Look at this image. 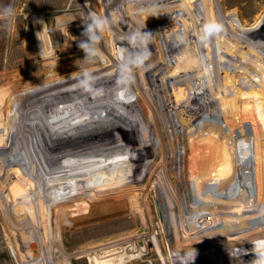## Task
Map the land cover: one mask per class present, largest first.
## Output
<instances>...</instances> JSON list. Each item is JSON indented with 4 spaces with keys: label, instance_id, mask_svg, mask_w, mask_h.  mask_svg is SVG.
<instances>
[{
    "label": "bare ground",
    "instance_id": "6f19581e",
    "mask_svg": "<svg viewBox=\"0 0 264 264\" xmlns=\"http://www.w3.org/2000/svg\"><path fill=\"white\" fill-rule=\"evenodd\" d=\"M48 1L49 6L30 5L36 10L24 13L25 24H13L10 28L12 40L22 44L26 55L17 66L11 64L13 54L8 55L0 93V105L4 108L0 118V173L4 175L0 180L4 189L1 203L6 216L23 223L20 228L25 231L24 239L34 238V245L39 246L40 222L46 228L45 238L49 239L54 228L51 222L60 221V205L69 194L94 195L113 187L128 188V184L156 183L160 184V196L165 190L171 192L172 218L178 220L174 239L178 246L174 248L172 264L264 260V235L260 234L264 226L258 221L261 214H251L259 204L250 187L244 185L235 194L225 187L214 198L209 193L217 188L208 185L212 169L226 177L222 160L228 149L223 146V137L227 141L234 139L231 143L242 139L241 103L247 107L248 137L261 146L252 152L255 156L264 152V87L258 90L251 82L249 87L239 90L243 80L238 73L219 74L224 72L222 63L231 61L218 49L237 55L242 52V38L257 41L256 45L264 48V30L243 26L241 0H223L226 7L222 0H195L202 3L197 4V10L193 2L180 4L182 0ZM250 1L247 10L250 20L255 21L262 15L260 4L264 0ZM227 7L238 9L234 14H223ZM188 20L195 32H179L178 27H187ZM160 23L164 25L162 30ZM166 30L170 34L167 42V33H162ZM244 60L240 62L243 64ZM253 60H247V69L244 66L242 71L249 75L264 73L259 62ZM173 61L177 65L164 83L163 72ZM122 70L126 78L119 86L116 76ZM195 84L201 88L199 92L193 88ZM168 92L174 98L167 104L163 93ZM205 92L211 101L201 94ZM222 101L231 109L222 114L220 121L215 118L211 122L217 129L223 123L222 135L210 136L209 143L196 135L189 141L188 147L193 151L187 152L189 163L181 167L180 175L189 194L185 203L177 187L176 169L172 168L174 155L166 150L168 146L162 148L160 158L166 164L157 163L159 153L155 144L161 140L152 135L150 127L161 133L158 105L201 106L209 112L212 105H221ZM144 105L152 111L148 117ZM188 107L189 113L182 116L184 120H198L197 110L193 113ZM139 114L143 115V139L135 137ZM144 146L151 148L150 156L155 161L141 158L142 164H135L132 157H147L139 152ZM257 161L256 176L262 192L264 157ZM235 172L231 167L227 176L235 178ZM203 185L208 187L191 189ZM35 197L39 198L40 211ZM140 197L128 194L132 203H138ZM10 203L15 206L14 213ZM231 212L249 213L243 218L247 222L238 225L236 219L224 216ZM222 221L228 226H213ZM194 223L199 226L193 227ZM129 258L123 255L98 264H117Z\"/></svg>",
    "mask_w": 264,
    "mask_h": 264
},
{
    "label": "rangeland",
    "instance_id": "374dc122",
    "mask_svg": "<svg viewBox=\"0 0 264 264\" xmlns=\"http://www.w3.org/2000/svg\"><path fill=\"white\" fill-rule=\"evenodd\" d=\"M47 1L48 0H0V82L2 80L0 85V93L4 85L3 77L6 75L5 70L8 66V55L10 56V54H13L11 56L12 66H17L15 64H17L20 59H24V55H26V51H24L22 44L16 40L14 41V39L12 40L10 28L13 24H25L24 13L36 10L35 6L31 7L30 5L36 4L39 6H49L47 5ZM184 1L188 4H192L193 2L195 6H192L196 10L198 9L197 4H202L200 2L202 0H182L180 4H182ZM250 3V0L240 1L241 5L239 7V11L241 12V18L245 20L243 21V26L253 28L258 26L259 29L264 30V23L262 22V18H264V1L260 4V9L263 11L262 15L260 18H258V20L255 21L250 20L249 18L250 13L247 9H249ZM226 4L227 3L222 0V5L226 7ZM225 9L226 12H223V14L229 12L234 14L236 13V9H238V7H227ZM197 14L202 17L200 11L199 13L197 11ZM142 20L146 21V18L143 17ZM177 22L179 24H182L181 20H178ZM160 24L161 26L159 25V27L162 30V26L164 25L163 23ZM186 25L187 27H178L180 28L178 29V31H187L189 32V34L195 32V28L191 25L189 20L187 21ZM162 33H164V35L167 33L165 35V37H168L166 38L167 42L170 34H168L167 30ZM226 35H228V33ZM242 41V52L240 53L239 51L237 55L233 54L235 55V57L237 56L236 58H233V55L231 53L230 57V54H228V52L221 51V49L217 50V52L219 51L218 53H225L226 57L231 61L230 63L228 61H224L225 63H222L224 72H219V74L220 76H223V74L227 76L225 72H233L232 74L238 73L237 75H239V77L243 80V83L238 88L239 90L246 89L247 86L249 87V84H251V82H253L256 88H258L259 90L264 87V73L257 71L255 75H249L247 72H244L242 70H244L245 68L247 69L246 64L248 65L249 62L247 60L253 59L259 62L261 66L260 69L263 70L264 48L261 46H257V41H251L245 38H242ZM243 54L245 55V57H243ZM242 58L247 59V63ZM232 59H234L235 61ZM237 59H241L240 61L244 60V63L242 64ZM173 62H170L169 65H166V68L169 69L163 72V76L165 77L163 78L164 83H167V76L170 74V71L172 72L175 69V66L177 65L176 61ZM236 63L238 64L236 65ZM170 65L172 66L170 67ZM238 66H240V69L238 68ZM125 76L126 73L124 70L119 71L118 75L116 76L118 80L116 83L118 85L122 83V78L125 79ZM127 79V81L129 82V78ZM193 88L197 92H199L201 89L199 86H196V84L193 86ZM223 92L219 93L220 97L221 95H223ZM201 94L205 98H207V100L211 101V99H209L210 97L208 92ZM170 95L172 96L170 92H168L167 94L163 93V101L165 100L167 104L168 101L170 103L174 98L172 97L171 99ZM113 98H116V96L113 95ZM222 102L223 103L221 105H212L209 112H206L204 109L202 110L203 107L201 106H196V108H194V106L191 105H158V110H161V112L159 113H161L160 116L162 115L161 118L163 124L161 133L157 130H154L153 126L150 127L148 125L150 127V131L153 132L152 135H154L157 140H161L159 141V144H155L156 146L153 144L160 155H158L157 163L161 166L166 164L161 160L162 155L160 150H162V148H164L165 150V148L168 146L166 150L168 149V151L174 155L172 168L176 169L175 175L177 180V187L179 188V194L182 196L183 202L185 203L189 194H187L186 190L183 187L184 180L180 175L181 167H186L189 163V161L187 160L190 158H188L187 152L190 151V154H192L191 151H193L188 147L189 141L193 136L196 135L200 136L206 143H209L210 141H212V138L210 136L215 134L216 136L222 135L221 132L224 131L222 130V127L224 126L223 123H221V127H219L218 129L217 127H212L211 125V122H213L215 118L220 121L222 119V114L231 109L229 108L230 106L227 105L224 101ZM188 106H190V110H192L193 113L197 110V116H200L198 117L199 121L196 119L195 121H191V123L184 120L183 117H186V115L189 113ZM144 107V112H146L147 117L150 116L152 114V111H150L148 105H144ZM3 111L4 108L0 105V118H3L4 116ZM199 111L202 114L199 113ZM246 114L247 107L241 103L240 118L242 122V139L241 141L231 143V141L234 139L227 141V139L223 137V141L226 144H223V146L228 149L226 157L222 160L224 169L226 170V177L223 178L219 170L212 169V180L208 185H214V189H217L215 190L216 192L213 191L209 194L213 195L215 198L225 187H229L228 190H233L230 191L231 194H235L236 192L239 193L240 190L245 186L248 188L250 187L249 190L254 193L253 195L257 199L259 204L255 213L251 212V214H261V218L258 217V221L259 223L263 224L262 226H264V190H261L262 192L259 191L260 189L258 188V176H256V167H258L259 165L257 159L259 160L260 158L264 157V152L262 151V153L257 156H255L252 152V149H257L261 146L252 142L248 137L249 124ZM141 116L143 115L139 114L138 118L140 119V123H137V128L135 127V137L138 138L140 136L139 139L141 137H144L142 131L143 122L141 121ZM144 122H146V120H144ZM138 126H140V128ZM186 126H189L188 129ZM183 130L185 131V133ZM163 135L167 138H164ZM180 141L182 142L180 143ZM172 147L175 148L173 149ZM169 148L171 149L169 150ZM150 150L151 148L147 146L139 149V152L145 154L147 157L141 156L140 159L132 157L134 163L142 164L141 158L149 161L150 163L154 162V157L150 156ZM249 151L251 152L248 154ZM243 163L247 166H245ZM241 165H243V169H240ZM231 167L235 168V170L237 171L235 172V178L227 176V172ZM248 173H250V175H247ZM3 178L4 175L0 173V180ZM246 179L248 180L246 181ZM1 184L2 183L0 181V185ZM247 184H249V186ZM131 185L132 184H128V188H124L123 186L113 187L109 190H104L101 193L94 195L81 192V194L73 193L65 196L62 204L60 205V221L58 222L57 220H54L53 222H51L52 224L50 222L48 223L49 226L51 224L55 228L51 230V237L49 239L45 238L44 230H46V228L44 224L40 222L41 225L39 224V231H41L42 236H40V238L37 235V240L39 237V246L37 247L34 245V238L24 239V237L22 236V232H25L20 228L23 223H18L15 220L10 219L9 215L6 216V211L4 210L5 207L1 203L4 189L2 186H0V264H98L100 262H108L112 260L113 257L119 258L123 255H129L130 258L117 264H172L174 248L178 246L177 241L174 240L176 239L178 220H174L172 218V214L174 213L172 212L170 203V199L172 200L171 192L169 190H165L161 192L163 193V196L161 195V197L158 193L159 188H157L160 184L147 183L146 186H144L137 183L136 185ZM191 187V189L194 191L195 189L206 188L208 186L203 185L198 188L193 186ZM129 193L139 194L141 196L139 202H130L128 199ZM77 195H79V197H77ZM35 199L36 207L38 211H40V204L38 201L39 198L35 197ZM10 204L11 205L9 208L11 209V212L13 211L14 213L15 206L12 203ZM247 214L244 212H231L227 213V215L224 216L232 217V219H236L235 224L242 225V223L247 222L246 219H243ZM7 217L9 221L7 220ZM225 222L226 221L217 222L214 223L213 226H219L221 228L224 226H228L225 225ZM59 225L61 226L60 229ZM198 226L199 225H196L195 223L193 225V227ZM260 234L264 235V229ZM52 235L54 237H52ZM57 238L58 240H56ZM26 240H28L29 242H26ZM29 243L33 245L30 247L28 245ZM223 257L224 256H220L219 258ZM47 260L50 262H48ZM259 262L264 263V260H260L258 258H246L243 260L240 259L239 261L219 260L211 264H257Z\"/></svg>",
    "mask_w": 264,
    "mask_h": 264
}]
</instances>
